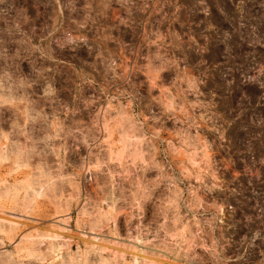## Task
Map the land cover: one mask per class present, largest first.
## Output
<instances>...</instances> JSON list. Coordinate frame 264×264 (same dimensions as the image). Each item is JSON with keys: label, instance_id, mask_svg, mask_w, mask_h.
Here are the masks:
<instances>
[{"label": "rangeland", "instance_id": "1", "mask_svg": "<svg viewBox=\"0 0 264 264\" xmlns=\"http://www.w3.org/2000/svg\"><path fill=\"white\" fill-rule=\"evenodd\" d=\"M0 264H264V0H0Z\"/></svg>", "mask_w": 264, "mask_h": 264}]
</instances>
